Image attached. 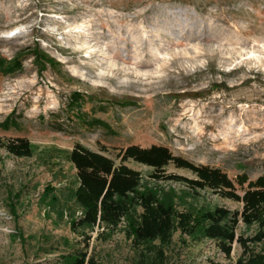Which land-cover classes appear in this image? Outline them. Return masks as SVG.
I'll return each mask as SVG.
<instances>
[{
  "label": "rangeland",
  "instance_id": "1",
  "mask_svg": "<svg viewBox=\"0 0 264 264\" xmlns=\"http://www.w3.org/2000/svg\"><path fill=\"white\" fill-rule=\"evenodd\" d=\"M0 59L19 66L0 71V264H51L86 244L103 264L135 263L120 229L105 240L95 229L83 243L48 211L41 195L59 188L53 173L66 174L65 185L74 172L63 162L51 171L46 148L104 147L115 159L129 145H161L231 179L264 175V0H0ZM16 137L33 156L5 150ZM126 165L150 180L151 168ZM199 203L241 208L210 193ZM239 255L236 244L226 259L204 242L168 264Z\"/></svg>",
  "mask_w": 264,
  "mask_h": 264
},
{
  "label": "trees",
  "instance_id": "2",
  "mask_svg": "<svg viewBox=\"0 0 264 264\" xmlns=\"http://www.w3.org/2000/svg\"><path fill=\"white\" fill-rule=\"evenodd\" d=\"M38 56L53 63L46 54L38 52ZM18 68L16 60L0 59L3 74ZM4 148L16 158L31 157L34 151L23 137L9 139ZM106 151L104 147L92 151L80 144L70 150L42 151L51 171L63 162L74 172L73 181L65 185L66 174L54 172L60 186L47 187L41 201L57 218L66 217L71 234L80 237L81 242L87 243L95 229H102L97 238L103 240L120 229L134 252V264H168L175 250L204 242L211 243L226 259H230L236 244L240 255L234 264H264V175L250 180L243 173L231 179L219 168L195 165L161 145H129L118 149L115 159ZM129 160L151 168L150 180L145 181L138 171L128 167ZM169 165L194 177L166 174ZM163 184L182 187L176 190ZM201 193L238 203L241 208L230 211L201 204ZM240 226L242 233L237 232ZM86 247H73L51 264H103Z\"/></svg>",
  "mask_w": 264,
  "mask_h": 264
}]
</instances>
